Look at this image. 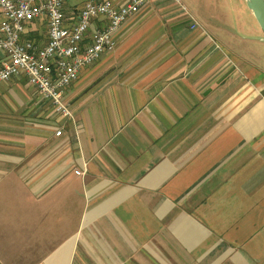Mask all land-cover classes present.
Masks as SVG:
<instances>
[{"label":"crops","instance_id":"obj_1","mask_svg":"<svg viewBox=\"0 0 264 264\" xmlns=\"http://www.w3.org/2000/svg\"><path fill=\"white\" fill-rule=\"evenodd\" d=\"M242 5L148 0L66 90L71 118L0 85V264H264V37Z\"/></svg>","mask_w":264,"mask_h":264},{"label":"built area","instance_id":"obj_2","mask_svg":"<svg viewBox=\"0 0 264 264\" xmlns=\"http://www.w3.org/2000/svg\"><path fill=\"white\" fill-rule=\"evenodd\" d=\"M147 1L82 0L70 11L66 0H0V85L24 79L54 114L71 118L66 90L115 49L116 31ZM41 28L44 39L27 37Z\"/></svg>","mask_w":264,"mask_h":264},{"label":"rangeland","instance_id":"obj_3","mask_svg":"<svg viewBox=\"0 0 264 264\" xmlns=\"http://www.w3.org/2000/svg\"><path fill=\"white\" fill-rule=\"evenodd\" d=\"M69 1V0H68ZM79 1V2H78ZM81 0H74V2H72V4L74 3V4H76L75 6L73 5H70L71 6V8H68L70 11H75V10H77L79 7H80V5H81ZM243 5H242V3H240V1L239 0H225V5H226V9H227V12L228 13H230L229 11H234L238 6H240L241 7V5L242 6H244V12H248V9H247V7H246V5H245V1L243 0ZM66 4V3H65ZM235 8V9H234ZM242 10H243V7H242ZM233 14V13H232ZM231 15V14H230ZM253 17V16H252ZM242 20L239 16H237V15H232V18L231 19H229V21H231V22H233L234 20ZM253 20H254V18H253ZM36 38V40L37 41H40V40H42V39H44V29L43 28H41V29H39V31L37 32V36L35 37ZM66 93V92H65ZM65 95V94H64ZM46 104V103H45ZM46 106L47 107H49L47 104H46ZM50 108V107H49ZM51 109V108H50ZM53 112V111H52Z\"/></svg>","mask_w":264,"mask_h":264},{"label":"water","instance_id":"obj_4","mask_svg":"<svg viewBox=\"0 0 264 264\" xmlns=\"http://www.w3.org/2000/svg\"><path fill=\"white\" fill-rule=\"evenodd\" d=\"M264 37V0H244Z\"/></svg>","mask_w":264,"mask_h":264}]
</instances>
